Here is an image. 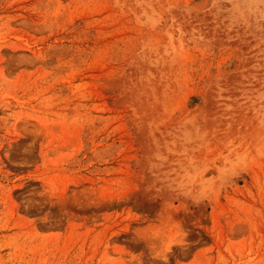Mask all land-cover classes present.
Masks as SVG:
<instances>
[{"label": "rangeland", "instance_id": "1", "mask_svg": "<svg viewBox=\"0 0 264 264\" xmlns=\"http://www.w3.org/2000/svg\"><path fill=\"white\" fill-rule=\"evenodd\" d=\"M0 264H264V0H0Z\"/></svg>", "mask_w": 264, "mask_h": 264}]
</instances>
